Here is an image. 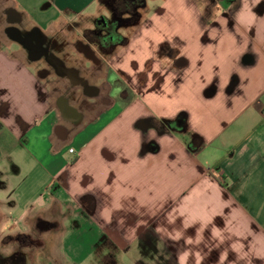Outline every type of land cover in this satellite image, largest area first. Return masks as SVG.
Instances as JSON below:
<instances>
[{"label":"crops","instance_id":"1","mask_svg":"<svg viewBox=\"0 0 264 264\" xmlns=\"http://www.w3.org/2000/svg\"><path fill=\"white\" fill-rule=\"evenodd\" d=\"M115 1L0 0L3 232L53 224L42 233L49 264H108L111 249L153 243L161 254L139 253L142 264H264V0H218L211 25L193 0L182 14L167 12L175 0H152V15L143 0L139 23L118 29H133L120 34L127 44L103 60L108 74L57 58ZM34 46L45 53L33 57ZM133 47L157 59L133 64ZM51 56L77 71L63 76L67 94L53 93L41 67ZM180 113L184 131L168 123ZM30 164L47 181L23 205L9 178Z\"/></svg>","mask_w":264,"mask_h":264},{"label":"rangeland","instance_id":"2","mask_svg":"<svg viewBox=\"0 0 264 264\" xmlns=\"http://www.w3.org/2000/svg\"><path fill=\"white\" fill-rule=\"evenodd\" d=\"M122 1L124 3L125 1L129 2V0H122ZM159 1L160 0H158L157 2ZM193 2L196 4L201 15L203 16L205 24L210 23L209 25H211L212 23L211 19H213L214 17L216 18L222 12V7L218 0H193ZM147 3H148V9L144 13L145 15L146 14L152 15L155 9L158 7V4L154 1L152 2V0H147ZM172 3H173V0H172ZM182 3H183L182 0H175L174 9L171 10V6H170V9L167 10V12L173 11L179 14L184 13L185 5ZM138 12H140V10H138ZM90 25L92 26V29H93L94 26L92 22H90ZM77 28L79 29L78 26ZM82 30L83 29H81L80 32L76 34V36L71 41H69V45L72 44L75 47V51L73 52L69 51L68 53H64V54L56 53L55 55L59 59H62L64 61L65 60L70 61L69 62L70 64H76L77 68H80V66L83 64H86L87 66H98V67L100 66L104 68L106 67L105 70H106V73L108 74L109 66L106 64L105 61H103L106 58V54L102 53L101 50H98L97 46L92 42V38L90 34H86V32ZM133 32H134L133 29L127 30V31L124 30V31H121L120 34L122 36H127ZM118 34H119V30H118ZM78 44H81V45L84 44L85 46H87L88 49L90 50V53L93 54V59H88V57L85 56V54L82 53L81 50H79V48L77 47ZM157 54L154 53V56H153L150 53H147V54H144V52L139 53L137 51V48H134V47L127 53H124L125 56H130L132 58L133 64H141V63L145 64L147 59H150L148 60L149 62L148 64H151L153 61L157 59ZM171 54L172 53H170V56ZM152 57H154V59H151ZM97 58L99 59L100 64H97L98 62L96 60ZM87 61H89V63ZM178 61L179 60H176L175 63L176 64L179 63ZM65 63L59 64L57 68L53 66V64H48V63L41 65V67L42 66L45 67L47 72H49L51 76L50 77V82L52 84L51 87L53 89V93L54 94L56 93V95H59L62 93L67 94L66 91L68 90H66V88L62 84V82L65 80L63 78L69 77L70 75L74 77L75 76L74 73L77 72V71H74L73 69L65 70L64 66L70 67L69 64L65 65ZM88 71L90 72V69H88ZM45 72L46 71H44V73L42 74L45 75ZM99 81L98 80L96 81L98 82L97 84L99 86H102V83L99 84ZM54 88H56V90ZM8 163L9 162H6L4 164L7 167V169L10 170V166L8 167ZM9 181H10L12 188L17 189L21 187L20 192H23L25 194V196L23 197V205H24L26 201H28L30 198L37 195L43 189L44 185L46 184L47 178L44 175V173H42L40 170L33 172V165L30 164L29 167L24 165V172L20 175V177H17V175H14L11 172ZM3 221H4V215L0 213V253L1 254H8L12 251H19L24 256L27 264H49L48 262L49 252H47V250L45 249V246L46 248H49L48 241L50 240L49 239L50 237H48L47 240H44L42 237V234H40L34 227H32V229L30 230L31 232L29 231L31 233V234L29 233V235H24L22 233L7 234L5 232L12 230L13 226L12 224L8 223V227L6 228V231L3 232L4 231V229L2 228ZM31 225L33 224L31 223ZM24 236H27L30 240H32V243L34 246H24L27 244V242H25L26 240H24ZM152 246L154 248V251L151 248ZM139 247L137 245H134L131 247V250L129 252H123V251L120 252V250L118 249L116 250L111 249L110 255L113 256V260L110 261L108 264H142L141 261L137 259L138 254L140 253ZM144 247L146 246L142 245V250H141L142 258H144L145 255L146 256L150 255V257L152 256L154 258L155 257L158 258L159 254H161L160 250L159 252H156L155 249H160V247L159 246L156 247L155 243H153V245H150V248L147 245V250H145ZM57 248L59 250V247ZM149 249H151V251H148ZM96 259H98L97 255H96ZM145 262L147 264H155V260H149V258L145 260ZM102 264H105V263L102 262Z\"/></svg>","mask_w":264,"mask_h":264},{"label":"flooded vegetation","instance_id":"3","mask_svg":"<svg viewBox=\"0 0 264 264\" xmlns=\"http://www.w3.org/2000/svg\"><path fill=\"white\" fill-rule=\"evenodd\" d=\"M143 0H129L125 3L117 2L116 4H112L111 12L108 15H100L93 20L94 28L92 30H85L86 34H90L92 38V42L97 46L98 50H101L102 53L109 55L114 48L122 42V36L118 34V29L115 28V16L117 20L118 11L120 12V7L124 9H131L133 10L135 7L140 6ZM116 7H115V6ZM118 6V7H117ZM118 9V10H117ZM117 10V11H116ZM137 12V9H134ZM117 14V15H116ZM84 35V34H83ZM85 38V37H84ZM87 38V37H86ZM77 47L88 59H93V54L90 53V50L84 44H78ZM45 53L39 46L31 47L30 54L33 57H39L41 54ZM50 64H53L57 68L59 62H57L52 56L48 59ZM86 93L88 94H97L99 90L97 88H86ZM60 106L65 112V108L63 107V100H60ZM44 221L42 228H46V230H40L37 226L38 223ZM53 224L45 221V220H38L35 223V229L40 233L48 232L53 230ZM25 242H27L24 246H34L32 240H30L27 236H24ZM0 264H27L24 256L19 251H12L8 254H1L0 253Z\"/></svg>","mask_w":264,"mask_h":264},{"label":"trees","instance_id":"4","mask_svg":"<svg viewBox=\"0 0 264 264\" xmlns=\"http://www.w3.org/2000/svg\"><path fill=\"white\" fill-rule=\"evenodd\" d=\"M117 2H120V3H124L122 0H116L115 1V4ZM125 4H128L127 1H125ZM115 6V5H114ZM142 6V4L140 6H137L135 7L134 9H137L139 10V8ZM116 7V6H115ZM118 7V6H117ZM133 10H129V9H124L123 7H120V12L118 11V15H117V20L116 19V16H115V19L114 21L116 22L115 23V28L116 29H119L123 26L125 27H133V26H136L138 23H139V19H140V14L139 12H135ZM118 10V9H117ZM116 10V11H117ZM124 15H127L128 18L126 19H123L122 17ZM127 44V40L122 38V42L118 45H126ZM169 123V126L173 127L175 130H178V131H184L186 129V123H187V114L186 113H180L175 120L171 121V122H168ZM201 146V141L199 138L195 137L191 140V142L189 143L188 147H189V150L191 152H194L196 151L199 147ZM157 146L155 144H150L149 145V151H152V152H156L157 151ZM88 201H92L91 198H85L84 199V202L87 203V207L89 208V210L91 211L93 209V201L88 204ZM85 203V204H86Z\"/></svg>","mask_w":264,"mask_h":264},{"label":"water","instance_id":"5","mask_svg":"<svg viewBox=\"0 0 264 264\" xmlns=\"http://www.w3.org/2000/svg\"><path fill=\"white\" fill-rule=\"evenodd\" d=\"M44 223H46V222L41 221V222L38 223V225H37V226L40 228V230H42V231H43V230H46V228H42V227H43L42 225H43Z\"/></svg>","mask_w":264,"mask_h":264},{"label":"built area","instance_id":"6","mask_svg":"<svg viewBox=\"0 0 264 264\" xmlns=\"http://www.w3.org/2000/svg\"><path fill=\"white\" fill-rule=\"evenodd\" d=\"M69 153L70 154H74V150L73 149H69Z\"/></svg>","mask_w":264,"mask_h":264}]
</instances>
